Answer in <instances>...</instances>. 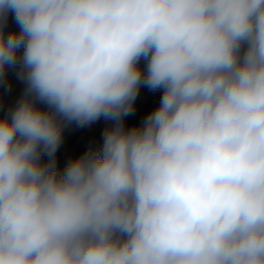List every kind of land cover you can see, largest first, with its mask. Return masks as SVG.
<instances>
[{
  "label": "clouds",
  "instance_id": "1",
  "mask_svg": "<svg viewBox=\"0 0 264 264\" xmlns=\"http://www.w3.org/2000/svg\"><path fill=\"white\" fill-rule=\"evenodd\" d=\"M0 264H264V0H0Z\"/></svg>",
  "mask_w": 264,
  "mask_h": 264
},
{
  "label": "trees",
  "instance_id": "2",
  "mask_svg": "<svg viewBox=\"0 0 264 264\" xmlns=\"http://www.w3.org/2000/svg\"><path fill=\"white\" fill-rule=\"evenodd\" d=\"M10 27H15L14 25L11 24L10 21ZM11 76V73H10ZM19 91V90H18ZM17 92V91H16ZM13 96V95H12ZM12 96L7 97L6 100H11L13 99ZM142 97L143 100L140 103L139 107H138V112L136 117H134L133 119L129 120V124H134L137 123L139 121V119L151 108L155 105V103L158 102V97H159V93L156 94H148L146 92L142 93ZM103 122H100L99 124H97L93 129H91L90 131L87 132H77L74 133L70 140L71 143L76 146V151H72V153L74 154H79L80 152H82L85 147L87 146V141L96 138V141H99V137H100V132L103 128ZM68 151L62 150L60 153V164L61 167H63V164L65 162V158L66 155L68 154Z\"/></svg>",
  "mask_w": 264,
  "mask_h": 264
},
{
  "label": "rangeland",
  "instance_id": "3",
  "mask_svg": "<svg viewBox=\"0 0 264 264\" xmlns=\"http://www.w3.org/2000/svg\"><path fill=\"white\" fill-rule=\"evenodd\" d=\"M15 26V25H14ZM12 75V74H11ZM13 78V80H14V76L12 77ZM15 82V81H14ZM16 87H17V89L19 90H17V92H13V96H12V98L13 99H11V100H6V103H9V102H11V101H13L14 99H15V97L19 94V92H20V90H21V85H19V84H16L15 85ZM91 140H96V138H93V139H91ZM90 140V141H91ZM89 140L87 141V143H89L90 142ZM67 151L68 152H71L72 153V151H76V146H74L72 143H71V140L69 141V144H68V147H67Z\"/></svg>",
  "mask_w": 264,
  "mask_h": 264
},
{
  "label": "built area",
  "instance_id": "4",
  "mask_svg": "<svg viewBox=\"0 0 264 264\" xmlns=\"http://www.w3.org/2000/svg\"><path fill=\"white\" fill-rule=\"evenodd\" d=\"M18 89H17V87L15 86V89H14V92H16Z\"/></svg>",
  "mask_w": 264,
  "mask_h": 264
}]
</instances>
